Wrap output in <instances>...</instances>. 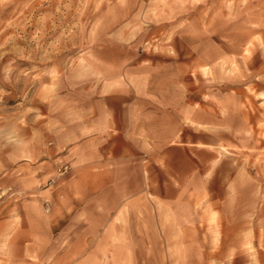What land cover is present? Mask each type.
Here are the masks:
<instances>
[{"label":"rangeland","instance_id":"374dc122","mask_svg":"<svg viewBox=\"0 0 264 264\" xmlns=\"http://www.w3.org/2000/svg\"><path fill=\"white\" fill-rule=\"evenodd\" d=\"M164 74L177 78L170 85ZM123 80L131 90L177 87L179 102L193 86L195 102L211 107L226 95L238 116L242 99L258 119L255 150L241 156L240 126L212 130L229 135L232 148L217 154L245 168L241 183L229 178L222 195L216 183L167 187L175 206L141 194L150 183L139 174L132 196L117 195L128 177L101 195L70 183L77 167L63 171L51 153L75 143L64 130L74 128L75 96ZM257 199L264 203V0H0V264H240L247 244L257 261Z\"/></svg>","mask_w":264,"mask_h":264},{"label":"crops","instance_id":"0c3cea01","mask_svg":"<svg viewBox=\"0 0 264 264\" xmlns=\"http://www.w3.org/2000/svg\"><path fill=\"white\" fill-rule=\"evenodd\" d=\"M176 78L175 74L173 77L164 74L161 82L167 81L171 85ZM104 79L113 81L114 77ZM117 84L120 82H112L111 86L104 83L97 87L91 86L87 93L75 96L77 112L74 128H64L66 132L76 134L75 143H72L73 146L62 143L51 153V161L55 164L57 160H63L66 165L75 169L77 167L75 172L70 171L68 175L70 183L78 184L83 192L100 188L95 194L101 195L105 190L120 189L123 183L120 180L128 177L129 182L121 188L125 190L139 174L150 183H144L141 194H156L173 206L176 204L169 200L167 187L172 189L177 185L179 188L175 191L188 192L193 188L197 191L209 188L212 183H216L211 188L222 195L229 188V178L233 177V185L241 183L246 176L245 168L242 166L241 170L238 165L232 167L231 155L222 157L217 154L219 149L232 148L228 142L229 135L218 138L213 131L214 128H220L228 134L229 130L238 132L240 126L238 141L241 142V156L245 154L242 148L255 150L252 147L255 139L249 134L254 132L258 119L256 121L250 111L247 114L242 109V99H238V116L228 104L226 95L219 96L220 102L213 107L211 101L206 103L205 99L195 102L193 86H187L184 91L186 100L179 102L178 92L182 89L177 87H168L164 91L151 88L131 90L129 80ZM202 91L204 96L209 93V89L204 93L202 88ZM157 98H160L159 104ZM185 125L188 127L187 132ZM197 126L201 128L197 129ZM167 173L170 174V180L166 177ZM220 174L224 175V182L218 184L221 181ZM138 193L140 191L129 186L128 192L119 191L117 195L132 196ZM233 201L234 198H230L224 204L232 205ZM245 202L251 204L255 200L249 198ZM259 202L258 222L264 224V203L263 200ZM129 206L134 205L130 203ZM147 210L153 217L159 216L158 208L148 207ZM244 232L237 234L243 235ZM153 234L156 235L155 230ZM253 239L258 241L254 244L258 260L251 259L247 244L248 259L246 256H241L245 259L238 257L240 264H246L247 261V264H264V230L255 231ZM2 248L4 254L9 253L5 246Z\"/></svg>","mask_w":264,"mask_h":264},{"label":"built area","instance_id":"2783aa9c","mask_svg":"<svg viewBox=\"0 0 264 264\" xmlns=\"http://www.w3.org/2000/svg\"><path fill=\"white\" fill-rule=\"evenodd\" d=\"M63 167H64V170L63 171H67L68 165H64Z\"/></svg>","mask_w":264,"mask_h":264}]
</instances>
